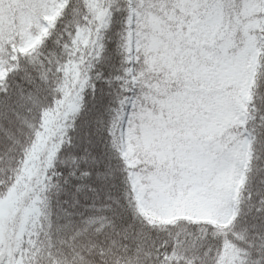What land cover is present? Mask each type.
Wrapping results in <instances>:
<instances>
[{
    "label": "trees",
    "instance_id": "obj_1",
    "mask_svg": "<svg viewBox=\"0 0 264 264\" xmlns=\"http://www.w3.org/2000/svg\"><path fill=\"white\" fill-rule=\"evenodd\" d=\"M148 2L152 15L179 32L182 49L185 44L199 48L191 36L194 15L201 21L215 7L225 10L223 32L211 43L204 65L212 84L217 47L224 49L220 58L231 59L244 47L234 23L248 19L242 0H192L194 11L185 20L179 7L186 0ZM127 16L125 0H67L49 36L33 54L17 56L2 82L0 261L264 264V55L247 107L251 160L234 222L223 231L186 222L151 226L134 206L110 138V124L125 97L117 78L125 68L121 47ZM261 36L264 48V29ZM17 40L14 29L0 35V60ZM139 69L147 73L142 60ZM165 73L149 81L164 76L166 97L202 91L188 72ZM226 244L233 252L222 259Z\"/></svg>",
    "mask_w": 264,
    "mask_h": 264
},
{
    "label": "rangeland",
    "instance_id": "obj_2",
    "mask_svg": "<svg viewBox=\"0 0 264 264\" xmlns=\"http://www.w3.org/2000/svg\"><path fill=\"white\" fill-rule=\"evenodd\" d=\"M5 1L0 0V26L5 28L14 19L18 23L14 31L18 34L19 44L11 50L12 55L6 53L8 60L0 61V82L17 54L30 55L40 46L66 5V0H10L15 10L11 13ZM186 1V6L179 7L183 20L192 16L194 11L192 0ZM127 2L130 13L122 49L128 68L122 79L131 94L121 103L111 134L113 147L128 170L137 210L152 225L187 221L223 229L233 220V203L249 160L250 139L242 131L243 137L225 152L224 140L219 137L226 133L225 140L231 142L234 136L230 128L244 126L245 107L250 101L253 81L264 54L260 37L264 26V0H242L248 19L245 23L236 19L234 23L241 28L245 41L243 50L234 59H222L224 49L217 47L214 83L229 87L230 96L227 97L220 90L219 94L213 92L217 91L216 86L211 87L204 66L209 63L213 50L210 41L217 40L218 32L223 31V10L214 9L201 22L192 17L191 36L197 38L199 48H188L185 44L182 49L178 43L179 32L166 30V25L150 13L148 0ZM256 15L260 17L252 20L251 17ZM186 24L181 23L183 29ZM140 52L148 57L150 71L147 73L137 70V64L134 65ZM133 66L136 73L132 72ZM153 69V73L166 69L191 73L197 83L208 87L207 92L211 90L210 102L204 101L201 93L187 91L165 102L161 118L152 108L141 105V99H150V94L141 87L151 88L149 80L153 78ZM162 79L166 80H153L158 84ZM160 88L155 85L151 94H161L163 90ZM206 96L210 98L208 93ZM200 103L202 108H199ZM197 115L208 116L209 120ZM170 141L175 145L172 152L178 170L175 175L164 173L158 176L136 171L137 167L150 163L154 154V159L168 160L173 149ZM211 141L214 143L210 144ZM166 147L169 151H165ZM185 167L187 170L179 172ZM0 264L6 263L0 261Z\"/></svg>",
    "mask_w": 264,
    "mask_h": 264
}]
</instances>
